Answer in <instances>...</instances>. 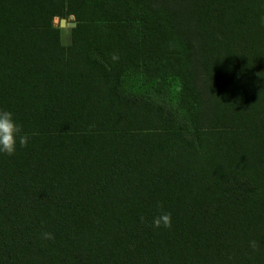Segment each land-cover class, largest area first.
<instances>
[{
  "label": "trees",
  "instance_id": "trees-1",
  "mask_svg": "<svg viewBox=\"0 0 264 264\" xmlns=\"http://www.w3.org/2000/svg\"><path fill=\"white\" fill-rule=\"evenodd\" d=\"M223 1L0 9V109L29 135L0 153V264H264V45L241 40L264 0L177 13Z\"/></svg>",
  "mask_w": 264,
  "mask_h": 264
},
{
  "label": "clouds",
  "instance_id": "clouds-1",
  "mask_svg": "<svg viewBox=\"0 0 264 264\" xmlns=\"http://www.w3.org/2000/svg\"><path fill=\"white\" fill-rule=\"evenodd\" d=\"M119 57L113 55V59L117 60ZM38 133H32L37 135ZM29 142V135L23 132L22 126L19 125L14 118V114L11 111L0 109V153H3L9 157L13 156L17 151V143L20 147H27ZM160 209L159 214L153 218L152 226L154 228H166L172 227V214L165 211L162 204H158ZM144 217L140 218L141 223H144ZM41 238L44 240H54L53 233L45 231L41 233ZM250 246L255 250L258 245L255 240L250 242Z\"/></svg>",
  "mask_w": 264,
  "mask_h": 264
},
{
  "label": "rangeland",
  "instance_id": "rangeland-1",
  "mask_svg": "<svg viewBox=\"0 0 264 264\" xmlns=\"http://www.w3.org/2000/svg\"><path fill=\"white\" fill-rule=\"evenodd\" d=\"M41 3L46 4V0H0V9L10 10L12 8H17L31 10ZM69 4H73V0H60V4H54L53 7H59L62 5L69 6ZM214 8L218 9L219 14H222L224 18L229 21H233L234 19H236V17L239 16L243 11L241 2H237L236 0H227L221 2L220 4H215V6L203 2H201V4L192 2L190 3V5H187L181 10H178L177 13H180L181 16H183L186 20L189 19L195 21L196 19H198V16L200 14L211 13Z\"/></svg>",
  "mask_w": 264,
  "mask_h": 264
},
{
  "label": "crops",
  "instance_id": "crops-1",
  "mask_svg": "<svg viewBox=\"0 0 264 264\" xmlns=\"http://www.w3.org/2000/svg\"><path fill=\"white\" fill-rule=\"evenodd\" d=\"M64 17L61 16V14H56L53 16L52 18V25L56 28H59V32H60V36H59V41L62 45H70L73 42V36H72V28L74 26H62L60 24L61 19H63ZM65 19L67 21H75V15L74 14H69L67 17H65ZM77 23V22H76ZM244 43H249L251 45H253V48H256V55H254L255 57H258L259 55V50L258 47L259 45H264V36L263 35H250V36H246L243 39H241ZM236 41H239V39L237 38ZM261 57H264V55H260Z\"/></svg>",
  "mask_w": 264,
  "mask_h": 264
},
{
  "label": "water",
  "instance_id": "water-1",
  "mask_svg": "<svg viewBox=\"0 0 264 264\" xmlns=\"http://www.w3.org/2000/svg\"><path fill=\"white\" fill-rule=\"evenodd\" d=\"M60 24L62 26L68 25V26H75L76 22L75 21H67L65 18L61 19Z\"/></svg>",
  "mask_w": 264,
  "mask_h": 264
}]
</instances>
